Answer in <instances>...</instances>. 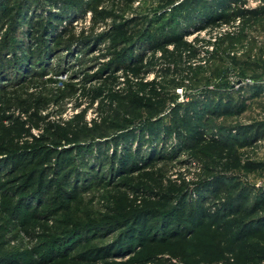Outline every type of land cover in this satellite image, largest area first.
Masks as SVG:
<instances>
[{"label":"rangeland","instance_id":"obj_1","mask_svg":"<svg viewBox=\"0 0 264 264\" xmlns=\"http://www.w3.org/2000/svg\"><path fill=\"white\" fill-rule=\"evenodd\" d=\"M3 1L7 10L0 16V45L8 35L14 40L9 46L14 51L35 52L38 48V55L39 50H50L39 63L29 64L26 72L20 70L22 78H17L11 68L9 79L0 81V109L6 107V118L0 123V145L14 148L63 142L61 125L81 111H84L87 121L100 112L96 109V101L90 104L93 92L89 90L111 86L112 80L103 81L109 73L104 68L125 46L107 35L113 24L139 17L146 23L165 6L169 14L161 20L163 22L170 17L172 6L169 0H77L76 5L70 4L71 8L67 10L70 13L66 14L65 20L50 34L42 33L40 36L35 20H43L50 12H65L66 4L55 5L45 0ZM21 4L27 7L19 18L13 14ZM245 6L262 8L264 0H245ZM12 22L14 26L18 23L17 31L12 30ZM140 26L141 23L132 24L130 28ZM157 26L154 24L151 31ZM181 26L184 25L181 23ZM189 30L192 33L186 37L187 40L197 36L209 42L195 43L201 49L197 68L185 85L165 90L169 95L167 104L159 112L165 117L167 105L172 101L184 103L194 99L204 102L203 95L234 104L243 102L245 109L241 113L210 117L206 125V134L218 142L229 144L228 149L221 158L212 156V163L204 162L201 156L190 150L187 141L179 143L172 135H163L153 144L143 146L141 151L143 155H150L148 148L154 145L162 150L163 157L157 158V154L146 168L113 178L108 176L106 164L87 165L85 162L91 161L89 155L84 158L78 156L76 161L82 174L77 182L76 199H66L60 206L50 202L36 207L43 217L39 224L49 226V233L54 234L70 225L95 226L115 212L127 216L147 207L164 209L175 206L181 196L188 202L205 195L211 202L227 194L234 196L241 192L246 198L244 204H249L258 194L264 185V137L252 145L241 146L239 140L225 134L227 129L234 134L232 128L237 125L264 124V15L244 26L235 21L210 30L195 31L194 27ZM115 74L121 81L120 71ZM152 77L148 74L145 80L150 81ZM105 109L106 105L100 108L101 112ZM108 122L111 121L108 120L101 128ZM106 132H110L109 129ZM173 144H176L174 151L170 150ZM107 151L110 152V146ZM215 175L224 178L229 186L227 194L211 197L210 193L197 192L202 181ZM2 220H8V217L0 207V224H3ZM5 233L4 248L7 252L28 250L43 240L41 236L30 239L11 221H7ZM37 233H43L42 229L37 228ZM117 233L94 230L86 238H89L88 244L102 245L110 242ZM247 243L245 254L234 258L222 243L215 225H205L185 241L148 243L132 253L89 264H143L139 261L150 255L178 264H264V233L250 237ZM81 244L67 256L48 264H87L74 257Z\"/></svg>","mask_w":264,"mask_h":264},{"label":"trees","instance_id":"obj_2","mask_svg":"<svg viewBox=\"0 0 264 264\" xmlns=\"http://www.w3.org/2000/svg\"><path fill=\"white\" fill-rule=\"evenodd\" d=\"M45 1L55 5L66 4V11L50 12L43 20H35L40 36L42 33L50 34L70 13L67 11L71 8L70 4L74 6L77 2ZM168 3L172 5L170 17L163 22L161 20L169 14L165 6L146 23L139 17L113 24L107 35L126 47L113 56L109 67L104 68L109 73L103 81L112 80L111 86L89 90L93 92L90 104L96 101V109L100 112L87 121L84 111H81L61 125L59 129L63 142L42 143L30 148L0 145V154L3 155L0 157V207L8 217L0 224V264H48L67 256L83 241L86 242L76 250L74 257L89 264L132 253L148 243L185 241L205 225H215L227 251L237 258L245 254L250 237H259L264 233V185L249 204H244L246 198L241 192L228 196L229 186L222 176L217 175L202 181L197 192L210 193L211 197L227 194L220 200L209 202V196L203 195L186 202L181 196L175 206L164 209L147 207L127 216L115 212L98 225H70L56 230L54 234L49 233V226L39 224L43 217L38 214L37 206L50 202L60 206L66 199H76L77 182L82 174L78 170V156L84 158L89 155L91 161L85 162L87 165L106 164V172L113 178L146 168L157 154V158L163 157L162 150L154 145L148 148L150 155L141 152L143 146L153 144L163 135H172L179 143L187 141L190 150L201 156L204 162L212 163V156L221 158L228 149L229 144L218 142L206 134V125L210 117L241 113L245 109L243 102L234 104L203 95L204 102L201 103L194 99L184 103L170 102L165 117L159 111L167 104L169 95L165 90L185 85L197 68L201 49L195 43L209 42L197 36L187 40L186 37L192 33L189 30L191 27L195 31L210 30L235 21L244 26L261 18L264 7H246L245 0H169ZM25 7L27 5L21 4L13 15L21 18ZM5 10L7 6L0 0V16L5 14ZM13 22L12 30L17 31L18 23L14 26ZM140 23L137 29L130 28V25ZM154 24L158 26L151 31ZM12 41L6 35L0 45V81L9 79L11 68L17 78H22L20 70L26 72L29 64L39 63L50 51L39 50L37 55V48L35 52L21 53L9 47ZM117 71L123 76L121 81L115 74ZM148 74L153 76L150 81L145 80ZM102 105L107 108L102 111L103 114L100 110ZM0 110L1 123L6 118V107ZM108 120L111 122L101 128ZM107 129L110 132H106ZM232 130L234 134L227 129L225 136L239 140L241 146L252 145L264 137L262 123L237 125ZM174 145L170 146V150L174 151ZM109 146L110 152L107 151ZM7 221L19 226L30 239L41 236L43 240L28 250L7 252L4 248ZM37 228H41L43 233H37ZM94 230L118 233L106 244L91 245L86 237ZM139 262L178 264L154 255L146 256Z\"/></svg>","mask_w":264,"mask_h":264},{"label":"built area","instance_id":"obj_3","mask_svg":"<svg viewBox=\"0 0 264 264\" xmlns=\"http://www.w3.org/2000/svg\"><path fill=\"white\" fill-rule=\"evenodd\" d=\"M181 90V89H180Z\"/></svg>","mask_w":264,"mask_h":264}]
</instances>
